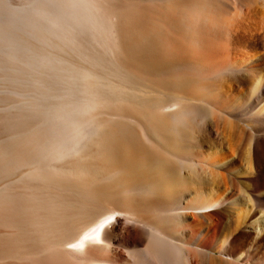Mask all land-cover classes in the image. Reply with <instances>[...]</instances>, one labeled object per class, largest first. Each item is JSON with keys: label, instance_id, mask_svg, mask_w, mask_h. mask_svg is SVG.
Returning <instances> with one entry per match:
<instances>
[{"label": "bare ground", "instance_id": "6f19581e", "mask_svg": "<svg viewBox=\"0 0 264 264\" xmlns=\"http://www.w3.org/2000/svg\"><path fill=\"white\" fill-rule=\"evenodd\" d=\"M65 6L80 100L0 145V264H264V0Z\"/></svg>", "mask_w": 264, "mask_h": 264}, {"label": "rangeland", "instance_id": "374dc122", "mask_svg": "<svg viewBox=\"0 0 264 264\" xmlns=\"http://www.w3.org/2000/svg\"><path fill=\"white\" fill-rule=\"evenodd\" d=\"M65 2L66 0H63V2L60 0H46V3H48L46 4L44 0H0V145L10 146L14 130H20L18 127L19 124L17 123L18 120L26 119L30 123L36 124V126L42 125L43 123H46L45 125L48 126L50 121L52 122V118L62 110H60V108L63 104H71L68 100L71 102L80 100L78 90L77 92L75 91L79 88H76V84H73L75 81L74 79L73 81L70 80L72 79V75L70 74L75 72L74 66L80 64L81 59L78 57L76 47L74 48L73 45H70V47L74 48V51H76L74 52L72 48L67 46L66 42H63L65 34L67 33V29L65 28H68L65 24V19H67L69 23L72 21L68 11L63 12V10L66 9ZM50 3L53 5L51 6ZM44 4L48 7L44 6ZM61 10L62 16L60 17L58 15ZM45 11L51 18L43 16ZM53 15L55 18L58 16V20L56 21L60 22L58 23L59 26L61 24L60 27L64 26V30H62L63 28H58V30L54 29L56 24L52 26V22L55 20ZM63 15L64 17L68 15V17L64 19ZM62 18L64 19V24L62 23ZM48 20H51V22ZM67 20L66 23L68 24ZM50 26H52V28ZM55 30L56 32L54 34ZM48 32H50V34H48ZM52 40L55 41L52 43ZM55 47L59 48L56 49ZM65 51H67V53ZM64 54L69 55L66 56ZM52 57H55L56 60V63L52 62V64L56 66L54 71L53 69L55 66L49 65L51 59L52 61L54 60ZM46 58H50V60L48 59V61H46ZM60 58L63 59H61V62H65L64 60L66 59L64 58H67L66 61L68 62L69 59V61H72L71 63L76 59L78 64L75 60L73 63L74 66L71 64L72 67L69 64L71 68L68 70L66 64L64 66L63 63H59ZM78 60H80V62ZM61 65L65 67V69H61ZM72 68H74V70ZM70 70L73 71L70 73ZM64 76H69V80L72 83H69V80H66L68 78H64ZM73 76L75 77V74H73ZM69 91L73 93L74 96L78 95V97H75L74 100V96L70 95ZM74 93L77 94L75 95ZM75 102L72 104L75 106L78 105L79 102H76L77 104H75ZM73 105L72 107H75ZM69 106L70 105H68V107ZM53 108L56 110H53ZM56 118L55 120L53 119V122L59 120V117L56 116ZM35 158L38 159L37 157ZM49 159L48 157L43 160L49 161ZM26 167L27 166L19 167L10 174L2 173V176L0 172V189L8 186H13L11 188L15 189L17 185L19 188L20 184L23 182L22 175L28 171V167ZM17 172H19L18 174L21 172V174L16 175ZM6 177L10 179H6ZM20 179L21 182L19 181ZM15 182L19 184L16 185ZM13 183H15V185H13ZM2 230L0 226V231Z\"/></svg>", "mask_w": 264, "mask_h": 264}]
</instances>
